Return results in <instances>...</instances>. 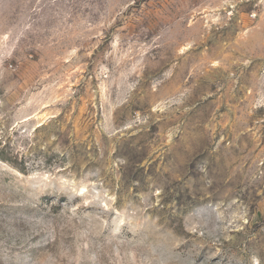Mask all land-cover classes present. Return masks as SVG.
I'll return each instance as SVG.
<instances>
[{
    "label": "rangeland",
    "instance_id": "obj_1",
    "mask_svg": "<svg viewBox=\"0 0 264 264\" xmlns=\"http://www.w3.org/2000/svg\"><path fill=\"white\" fill-rule=\"evenodd\" d=\"M0 264H264V0H0Z\"/></svg>",
    "mask_w": 264,
    "mask_h": 264
}]
</instances>
